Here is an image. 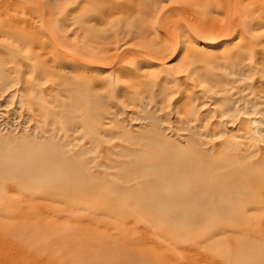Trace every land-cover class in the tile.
Instances as JSON below:
<instances>
[{
    "label": "rangeland",
    "instance_id": "1",
    "mask_svg": "<svg viewBox=\"0 0 264 264\" xmlns=\"http://www.w3.org/2000/svg\"><path fill=\"white\" fill-rule=\"evenodd\" d=\"M56 152L83 197L32 171ZM178 157L231 195L213 215L118 195ZM4 170L0 264H264V0H0Z\"/></svg>",
    "mask_w": 264,
    "mask_h": 264
},
{
    "label": "bare ground",
    "instance_id": "2",
    "mask_svg": "<svg viewBox=\"0 0 264 264\" xmlns=\"http://www.w3.org/2000/svg\"><path fill=\"white\" fill-rule=\"evenodd\" d=\"M174 155H177V153ZM49 160L52 161L51 166L35 165L32 171L40 172L43 170L44 173H49L51 169L58 171V167H63L65 169L64 171L59 174L58 172H53L52 176H47L46 178H50V182L55 185L60 181L69 183V188L63 190V193L61 191L58 192L63 196L74 197L77 196L75 195L77 193L83 197L86 192L79 193L74 186L83 183L85 179L80 176V174H77V172L74 174L69 172L74 168V160L70 157H66L62 152L54 153L52 157H49ZM163 162L164 164L153 162L139 164L137 162L136 166L125 168L120 174L121 178H128L131 180L130 178L138 179L144 177L147 179L139 182V185H136L137 188H133L129 192H126L125 189L119 190L118 195L123 196L128 194L137 196L141 194L143 197V193L139 191V186L145 185L147 189L157 188L154 192L147 194L148 210L156 214H161L163 217L165 216V219L166 216L172 217L167 219L170 221L175 219L177 222H181L190 217H194L198 220L205 219V217L213 215L212 213L216 211V200L214 198H221L222 200L230 198L231 195L226 193L227 189L225 187L224 189L207 185L206 181L212 178L207 172V175L205 173H200L203 171L197 165L195 158H169L164 159ZM138 165H141L142 170H139L140 167L138 168ZM180 167H183V169H180ZM83 168H85V165ZM143 169L147 170V174L143 173L145 172ZM0 173L1 176H3H0V178L5 180L4 177L7 176L6 171H0ZM92 184L93 185H89L96 190L101 186L100 182L99 185L96 183ZM172 190L174 191L170 194ZM180 193H186L187 196L180 197ZM144 198H146V196H144ZM227 210H229V208L226 209L222 206L219 212L223 214Z\"/></svg>",
    "mask_w": 264,
    "mask_h": 264
}]
</instances>
